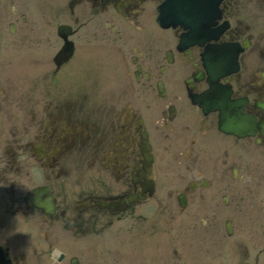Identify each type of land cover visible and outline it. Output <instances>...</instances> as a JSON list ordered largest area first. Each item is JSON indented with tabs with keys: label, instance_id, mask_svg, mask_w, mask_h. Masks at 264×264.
<instances>
[{
	"label": "flooded vegetation",
	"instance_id": "obj_1",
	"mask_svg": "<svg viewBox=\"0 0 264 264\" xmlns=\"http://www.w3.org/2000/svg\"><path fill=\"white\" fill-rule=\"evenodd\" d=\"M155 1L0 0V28L13 23V43L18 49L30 45L33 64L42 58L50 63L51 50L61 43L56 26L64 23L70 26L73 55L83 42L112 50L108 59L118 65L115 77L121 86L112 96L102 98L96 92L90 101L83 95L85 102L76 99L79 89L66 86L73 79L63 73L70 59L53 65L50 78L55 86L58 82L56 97H48L53 101L39 109L42 100L33 95L50 93L49 69L30 68V85L21 88L22 75L0 67V252L9 264H30L35 252L31 220L45 227L46 241L39 251L44 256L52 246L62 245L67 233L80 240L104 230L114 215L143 214L147 197L142 195L152 175L139 173L136 166L139 158L143 162L137 146L138 117L147 132L152 166L159 160L186 172L180 178L183 187L200 186L211 176L218 187H225L228 170L231 177L247 181L251 161L256 166L264 161V33L257 24L230 19L229 2L221 3L228 26L218 41L246 44L238 54L237 70L217 82L230 88L235 108L254 118V135L239 137L221 130L219 109L210 101L192 100V93L208 97L203 47L180 49L175 32L154 22ZM261 1L239 0L235 10L257 11ZM26 16L30 25L25 28ZM96 49V56L106 60V51ZM24 107L30 108L26 120L18 118ZM36 187L50 195L52 212L41 213L34 206L30 192ZM61 251L59 264H66Z\"/></svg>",
	"mask_w": 264,
	"mask_h": 264
},
{
	"label": "rangeland",
	"instance_id": "obj_2",
	"mask_svg": "<svg viewBox=\"0 0 264 264\" xmlns=\"http://www.w3.org/2000/svg\"><path fill=\"white\" fill-rule=\"evenodd\" d=\"M96 48L106 51L104 58H109L112 50L100 48L96 44L83 43L80 45L81 66L83 76L87 75L93 66L99 67L104 73L96 86L97 89L105 91H102L101 96L104 98L118 93L121 86L117 76L115 77L117 70L112 67L111 61L100 59L98 56L90 60L93 52L96 55ZM17 50L13 47L8 51V56L13 53L10 60L15 58ZM80 55L78 53L77 56ZM17 62H23V66L8 67L11 72L17 70L20 73H30L25 72L30 70V57L20 54L13 61ZM22 78L30 82L28 77ZM85 89L89 91L90 88ZM25 90L26 88L19 93L20 99H24ZM86 90L85 92H88ZM42 94L46 97L48 93ZM28 109L22 108L18 118L21 115L25 120L28 119ZM172 173L170 166L159 168L158 182L161 191L173 189ZM221 189L214 186L203 189L202 199L192 201L182 213L178 210L176 213L174 200L173 204L164 201L154 213L150 202L146 206L147 215H144L145 219L138 226L129 221L128 231V221L122 220L115 223L111 232L89 235L79 242L68 238L67 253L75 254L80 264H264V198H253L255 206L240 213L232 203L236 200L234 194H231L233 198L230 197V205L225 207L221 204ZM262 192L264 185L253 196ZM168 201H171L170 197ZM225 218H229L232 223L230 235L225 233L222 224Z\"/></svg>",
	"mask_w": 264,
	"mask_h": 264
},
{
	"label": "bare ground",
	"instance_id": "obj_3",
	"mask_svg": "<svg viewBox=\"0 0 264 264\" xmlns=\"http://www.w3.org/2000/svg\"><path fill=\"white\" fill-rule=\"evenodd\" d=\"M264 18V17H263ZM164 28V27H163ZM162 28V29H163ZM139 160V163L136 164V166H138V169H139V173H143L145 174V172H154L156 169L154 166H152L151 164L150 165H147L146 162H142L141 158L138 159ZM135 166V165H134ZM137 168V167H136Z\"/></svg>",
	"mask_w": 264,
	"mask_h": 264
}]
</instances>
